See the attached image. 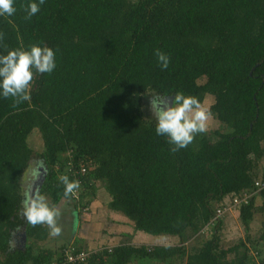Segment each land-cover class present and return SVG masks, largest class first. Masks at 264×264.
<instances>
[{"label":"trees","instance_id":"1","mask_svg":"<svg viewBox=\"0 0 264 264\" xmlns=\"http://www.w3.org/2000/svg\"><path fill=\"white\" fill-rule=\"evenodd\" d=\"M30 2L14 0L15 13L0 16V55L47 46L56 67L33 69L30 101L14 108L13 98L0 95V264L61 257L62 249L38 247L48 227L23 215V178L35 154L45 171L39 191L50 206L73 203L84 220L103 182L109 208L135 230L180 239L105 247L82 264H264V223L258 238L250 236L264 202L256 205L254 195L241 207L247 234L232 247L221 243L224 216L213 222L226 197L254 188L264 159V0H44L26 19L21 6ZM156 49L169 56L167 69ZM177 93L202 104L213 96L209 112L225 130L197 134L173 152L156 133V119L146 118L143 100ZM35 130L40 153L29 142ZM89 161L92 168L77 175L79 197L65 199L59 177L79 181L73 172ZM209 226L211 237L189 249Z\"/></svg>","mask_w":264,"mask_h":264},{"label":"clouds","instance_id":"2","mask_svg":"<svg viewBox=\"0 0 264 264\" xmlns=\"http://www.w3.org/2000/svg\"><path fill=\"white\" fill-rule=\"evenodd\" d=\"M39 3L30 2L24 7L26 19H31L40 10ZM14 0H0V16H11L15 13ZM3 33H0V43L3 42ZM162 69H167L170 58L164 52L156 49L154 52ZM56 67L55 52L50 47L32 45L30 49H12L7 54L0 55V95L4 98H13V107L24 101H30V85L33 81V69L38 73H51ZM152 116L156 119V133L167 136L174 145L173 152L187 147L194 140L195 135L207 131L209 113L201 101L190 95L177 93L173 100L166 95H151L149 102ZM59 180L64 185V198L75 196L80 187L79 181L70 180L62 175ZM23 215L32 226L46 225L51 236H59L62 229L57 224L61 215L60 207L49 205L47 198L34 187L28 185L23 192ZM10 247H15V241Z\"/></svg>","mask_w":264,"mask_h":264},{"label":"rangeland","instance_id":"3","mask_svg":"<svg viewBox=\"0 0 264 264\" xmlns=\"http://www.w3.org/2000/svg\"><path fill=\"white\" fill-rule=\"evenodd\" d=\"M151 95L153 94H148L144 98L143 109L146 118L155 119V117L152 116L149 107ZM213 103H214V97L208 95L205 99V102L202 104L209 113V119L207 121V132H212L217 129L225 130V126L219 120H217L213 114L209 112L210 106ZM29 142L31 147L36 151V153H40L43 150V140L38 130H35L31 134L29 138ZM261 166L262 167L264 166V159L261 160L257 166V170H258L257 173L259 175H261ZM44 172L45 171L43 169L41 160L38 157V155L35 154L33 156L32 161L30 162V167L28 168L23 178V191L30 184H34V187H36L39 179L44 174ZM103 184H104L103 182L99 183L97 196L91 204L92 211L93 213H95L93 216L96 217L95 223H97L98 230L102 231L100 232L101 234H103L102 237L100 236L97 237L96 239L98 240H96V242L95 241L92 242L93 245H91L87 241L81 242L79 238L78 240H76L77 228L79 229L78 227L79 219L77 218L76 213L74 211L73 203L70 204L67 203L58 206L61 209V215L57 219V224L62 229L61 234L55 237L49 235V237L46 240L38 241V247H40V249H53L57 251L58 249L61 250L62 249L61 247H63L65 244L67 245L74 242L75 245H77L78 247L95 251V250L103 249L105 247L112 248L117 244L119 245L123 243H131L135 245L145 244L151 248L164 247L166 245H177L180 243V239L177 236L152 235L142 231L141 232L136 231L134 225H132L133 222L131 223V221H129L126 216H124L122 213L113 212L109 208L108 204L110 198ZM89 215L90 214L85 215L84 218L87 219ZM231 216L232 215L230 214L224 216L223 225L220 231L221 239H222L221 243L225 248L232 247L238 244L241 240L246 238V234H247L246 229L241 222L240 216L237 215V213L236 216L232 218ZM263 219L264 217L261 214L257 213L256 219H254L251 222L250 236L252 238H258V236L261 234L259 228L261 227L260 223L263 221ZM122 221H124L125 223L127 222L128 225H126ZM122 223L124 225H121ZM118 227H120V230L117 229ZM212 230L213 227L210 226L208 228H204V230L201 233L197 234L195 237L190 239V241L187 244V247L189 249H192L194 247H200L203 244V242H205L208 238L211 237L210 234ZM104 233H107L108 235ZM261 244L262 247L264 248L263 245L264 243L262 242ZM262 257L264 258V251L262 253ZM152 263L160 264L156 261H152Z\"/></svg>","mask_w":264,"mask_h":264},{"label":"built area","instance_id":"4","mask_svg":"<svg viewBox=\"0 0 264 264\" xmlns=\"http://www.w3.org/2000/svg\"><path fill=\"white\" fill-rule=\"evenodd\" d=\"M92 161H89L88 163L86 162H82L80 164V168L76 171L73 172V175L78 179L77 175H85L88 171L89 168H92ZM264 172V171H262ZM80 180H79V184H80ZM264 190V177L263 176H259L255 182H254V188L252 190H245L239 194H233V195H229V198L226 200L225 199V204L224 206H222V208L218 209L217 211V215L215 217V219L213 220V222L217 219V218H221L227 214H231L233 212H239L241 210V207L244 204H248L252 197L263 191ZM76 198L79 197V192L77 190L76 195L74 196ZM89 208H84V211H87ZM92 250H88V249H78L75 245L68 244L67 246H65L64 248H62L61 250V257L59 259L53 260L52 262L48 263V264H82V263H87V261L89 260V258L91 257L93 252ZM256 264H260L259 261H257Z\"/></svg>","mask_w":264,"mask_h":264},{"label":"crops","instance_id":"5","mask_svg":"<svg viewBox=\"0 0 264 264\" xmlns=\"http://www.w3.org/2000/svg\"><path fill=\"white\" fill-rule=\"evenodd\" d=\"M263 171V168H262V166H261V172ZM255 196H256V198H255V201H256V205H258V206H261L262 204H263V202H264V198H263V196L261 195V194H259V193H257V194H255ZM229 197H226V200L228 199ZM261 200V201H260ZM114 212V211H113ZM119 213V212H118ZM236 213H237V215H239L240 216V211L239 212H233V213H231L230 215H232L231 216V218L232 217H234V216H236ZM89 216H88V218L87 219H85V220H79V224H78V227H79V229L77 228V235H76V240H78V238L81 240V242H84V241H87L88 243H90L91 245H93L92 244V242H96V240H98V239H96L97 237H102V235L103 234H101L100 232H102V231H99L98 230V228H97V223H95L96 221H95V216H93L95 213H93V211L91 210L90 212H89ZM234 214V215H233ZM258 214H261L263 217H264V213L263 212H258ZM92 215V216H91ZM229 215V214H228ZM125 216V215H124ZM256 216H257V213L254 215V219H256ZM230 219V218H229ZM253 219V220H254ZM129 220V219H128ZM222 220H223V218H222ZM231 220V219H230ZM130 221V220H129ZM122 222H124V221H122ZM223 222V221H222ZM94 223V224H93ZM125 223V222H124ZM130 223V222H129ZM132 223V222H131ZM263 223H264V219H263V221L260 223L261 224V227L259 228V230L261 231V228H262V226H263ZM92 224V225H91ZM126 225H128V223L126 222L125 223ZM121 225H124L123 223L121 224ZM133 225V224H132ZM222 225H223V223H222ZM118 230H120V227H118L117 228ZM137 231V230H136ZM125 232H126V230H125ZM138 232H141V231H138ZM128 233V232H127ZM104 234H106V235H108L107 233H104ZM74 241V240H73ZM72 244L73 245H75V243L74 242H72ZM95 244V243H94ZM123 244H125V243H123ZM129 244H131V243H129ZM118 245V244H117ZM75 246H77V245H75ZM86 249V248H85Z\"/></svg>","mask_w":264,"mask_h":264},{"label":"water","instance_id":"6","mask_svg":"<svg viewBox=\"0 0 264 264\" xmlns=\"http://www.w3.org/2000/svg\"><path fill=\"white\" fill-rule=\"evenodd\" d=\"M173 99H174V97H170V98H169L170 101L173 100ZM44 179H45V174H43V175L41 176V178L39 179V181H38V183H37L36 188H37L38 190L41 189V186H42V184H43V182H44ZM25 239H26V236L24 235L23 240L25 241Z\"/></svg>","mask_w":264,"mask_h":264}]
</instances>
